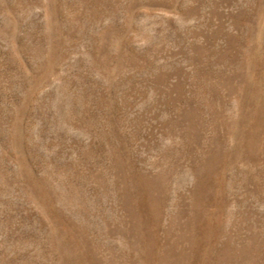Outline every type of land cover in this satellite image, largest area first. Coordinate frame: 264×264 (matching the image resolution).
Wrapping results in <instances>:
<instances>
[{"label":"rangeland","instance_id":"1","mask_svg":"<svg viewBox=\"0 0 264 264\" xmlns=\"http://www.w3.org/2000/svg\"><path fill=\"white\" fill-rule=\"evenodd\" d=\"M0 264H264V0H0Z\"/></svg>","mask_w":264,"mask_h":264}]
</instances>
